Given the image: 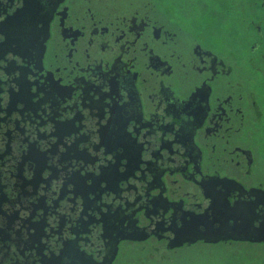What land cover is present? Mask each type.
I'll list each match as a JSON object with an SVG mask.
<instances>
[{"label":"flooded vegetation","instance_id":"obj_1","mask_svg":"<svg viewBox=\"0 0 264 264\" xmlns=\"http://www.w3.org/2000/svg\"><path fill=\"white\" fill-rule=\"evenodd\" d=\"M263 84L264 0H0V264L264 244L177 246L262 221Z\"/></svg>","mask_w":264,"mask_h":264},{"label":"rangeland","instance_id":"obj_2","mask_svg":"<svg viewBox=\"0 0 264 264\" xmlns=\"http://www.w3.org/2000/svg\"><path fill=\"white\" fill-rule=\"evenodd\" d=\"M260 1V0H259ZM244 17L242 21L244 22ZM229 31V25H227ZM243 46L240 45V49ZM264 89V84H263ZM176 264H264V244L197 245L178 253Z\"/></svg>","mask_w":264,"mask_h":264},{"label":"water","instance_id":"obj_3","mask_svg":"<svg viewBox=\"0 0 264 264\" xmlns=\"http://www.w3.org/2000/svg\"><path fill=\"white\" fill-rule=\"evenodd\" d=\"M196 240H203L206 243L212 244L229 240L235 242L262 243L264 242V217L258 226H254L253 221L242 220L237 223L234 222L233 225H229L226 222L221 232L217 229L215 233H198V235L193 237H187V233H185L184 237L177 243V246L182 245L184 242L191 244Z\"/></svg>","mask_w":264,"mask_h":264}]
</instances>
